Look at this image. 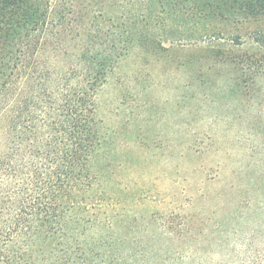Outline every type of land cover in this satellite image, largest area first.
I'll list each match as a JSON object with an SVG mask.
<instances>
[{"label": "rangeland", "instance_id": "obj_1", "mask_svg": "<svg viewBox=\"0 0 264 264\" xmlns=\"http://www.w3.org/2000/svg\"><path fill=\"white\" fill-rule=\"evenodd\" d=\"M239 3L26 0L13 8L0 45V155L13 138H59L62 120L85 114L101 142L94 163L102 186L119 198L122 188H153L159 196L148 197L168 208L192 187L175 182L182 141H219L208 155L236 157L223 168L229 176L242 157L264 160V72L241 97L229 91L235 72L213 70L202 98L199 63L186 60L207 47L264 59V16L242 13Z\"/></svg>", "mask_w": 264, "mask_h": 264}, {"label": "trees", "instance_id": "obj_2", "mask_svg": "<svg viewBox=\"0 0 264 264\" xmlns=\"http://www.w3.org/2000/svg\"><path fill=\"white\" fill-rule=\"evenodd\" d=\"M24 4L0 0V45L12 9ZM239 5L264 16V0ZM193 51L186 60L199 63L202 98L203 77L213 70L235 72L229 91L241 97L264 72L258 52L238 58L220 48ZM67 117L61 137H12L0 155V264H264L263 158L242 157L229 176L225 163L238 159L208 155L219 141L192 136L181 143L175 174L178 186L192 187L188 194L181 188L174 207L148 197L159 196L153 188H122L119 198L100 182L94 158L101 142L92 121Z\"/></svg>", "mask_w": 264, "mask_h": 264}]
</instances>
